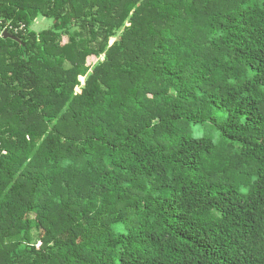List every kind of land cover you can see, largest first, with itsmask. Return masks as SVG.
<instances>
[{
  "label": "trees",
  "instance_id": "trees-1",
  "mask_svg": "<svg viewBox=\"0 0 264 264\" xmlns=\"http://www.w3.org/2000/svg\"><path fill=\"white\" fill-rule=\"evenodd\" d=\"M0 21V264H264V0Z\"/></svg>",
  "mask_w": 264,
  "mask_h": 264
},
{
  "label": "rangeland",
  "instance_id": "rangeland-1",
  "mask_svg": "<svg viewBox=\"0 0 264 264\" xmlns=\"http://www.w3.org/2000/svg\"><path fill=\"white\" fill-rule=\"evenodd\" d=\"M52 21L51 20H46V19H38L36 21V23L34 24L33 28L36 29V30H39V29H42V28H45V27H48L49 25H51ZM69 36H64L63 37V43H67L69 42ZM115 37H113L111 40H110V44H112L114 41H115ZM103 56V55H102ZM105 56V55H104ZM99 62V58L95 57V56H90L87 58V62H86V65L90 66L91 68L96 65L97 63ZM80 80L82 83H84V80L85 78L82 76L80 77ZM80 88H76V91H79Z\"/></svg>",
  "mask_w": 264,
  "mask_h": 264
},
{
  "label": "built area",
  "instance_id": "built-area-1",
  "mask_svg": "<svg viewBox=\"0 0 264 264\" xmlns=\"http://www.w3.org/2000/svg\"><path fill=\"white\" fill-rule=\"evenodd\" d=\"M1 24V21H0ZM26 30V26L24 23H18L17 25L12 24V23H6L4 24L0 35L3 36L6 32H14L15 34L20 32V31H25Z\"/></svg>",
  "mask_w": 264,
  "mask_h": 264
},
{
  "label": "water",
  "instance_id": "water-1",
  "mask_svg": "<svg viewBox=\"0 0 264 264\" xmlns=\"http://www.w3.org/2000/svg\"><path fill=\"white\" fill-rule=\"evenodd\" d=\"M4 36H5V37L9 36V37H12V38H14V39H16V40H20L18 37L13 36V35L9 34L8 32H6V33L4 34ZM80 77H82V76H80Z\"/></svg>",
  "mask_w": 264,
  "mask_h": 264
}]
</instances>
